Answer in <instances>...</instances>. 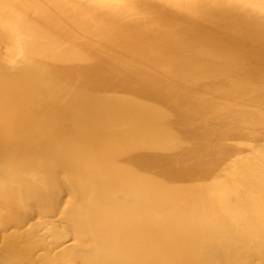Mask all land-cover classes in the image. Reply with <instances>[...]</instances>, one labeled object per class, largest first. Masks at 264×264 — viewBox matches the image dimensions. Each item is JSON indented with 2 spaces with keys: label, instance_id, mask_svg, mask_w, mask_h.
<instances>
[{
  "label": "bare ground",
  "instance_id": "bare-ground-1",
  "mask_svg": "<svg viewBox=\"0 0 264 264\" xmlns=\"http://www.w3.org/2000/svg\"><path fill=\"white\" fill-rule=\"evenodd\" d=\"M0 264H264V0H0Z\"/></svg>",
  "mask_w": 264,
  "mask_h": 264
}]
</instances>
